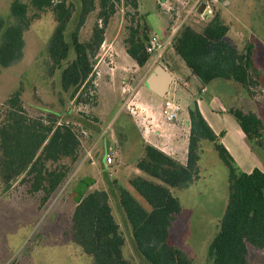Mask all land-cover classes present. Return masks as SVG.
<instances>
[{"label": "trees", "instance_id": "1", "mask_svg": "<svg viewBox=\"0 0 264 264\" xmlns=\"http://www.w3.org/2000/svg\"><path fill=\"white\" fill-rule=\"evenodd\" d=\"M120 1L79 0L78 7L66 0H13L9 8L13 22L0 17V65L8 67L21 57L25 32L30 29L33 18L39 11L52 8L57 25L48 45L51 69L58 70L61 92L76 97L82 87L91 84L95 50L104 40L105 27ZM126 2L132 13H128L129 22L124 26L123 45L136 64L143 67L151 59L148 46L152 31L139 0ZM97 4L98 17L104 24L96 23L89 40L82 41L80 29ZM78 9L79 17L68 35L69 24ZM229 29L219 15H214L202 30L183 25L172 38L175 55L198 79L200 90L216 79L231 80L247 90L259 82L253 44L249 43L243 51L237 49L225 39ZM5 108L0 121V182L5 192H10L14 185L24 186L25 193L36 197L42 209L84 156L81 129L67 119L61 120L63 110H43L51 114L47 117L31 116L22 104L21 90L12 93L5 101ZM187 110L191 126L186 164L145 143L144 155L137 167L146 176L134 175L129 179L149 208L117 181L113 193L107 188H95L76 201L71 215V237L92 258L93 264H137L125 256L126 237L115 216L113 200L119 203L129 223L143 264H196L173 243L171 229L182 211L174 190L200 178L204 141L213 143L229 169L228 202L219 231L209 245L210 263L252 264L251 250H264V171L260 168L241 171L199 105L195 102ZM230 112L246 138L253 143L258 140L264 146V121L254 112L238 107L231 108ZM90 138L92 142L94 136Z\"/></svg>", "mask_w": 264, "mask_h": 264}, {"label": "rangeland", "instance_id": "2", "mask_svg": "<svg viewBox=\"0 0 264 264\" xmlns=\"http://www.w3.org/2000/svg\"><path fill=\"white\" fill-rule=\"evenodd\" d=\"M12 1L0 0V17H4L6 22H13L14 19L9 10ZM66 1L80 6L79 0ZM139 2L152 34H156L162 41L169 36L174 37L183 25H191L200 31L211 17L219 15L230 27L225 39L231 45L243 51L249 43L253 44V58L260 79L250 90L231 80L216 79L205 91L193 86L192 92H177V97L186 109L188 106L194 107L195 102L199 105L206 120L220 135L221 141L241 171L250 172L254 168L264 171V146L258 140L255 143L249 141L230 112L231 108L238 107L245 112H254L264 121V0ZM98 11L97 4L87 15L80 29L82 41L89 40L96 23L103 26L104 22L99 19ZM131 11L126 0L117 4L115 13L105 27L106 46L103 48V40L95 50L93 74L90 75L93 80L90 79L91 84L86 88L82 87L74 98H71L70 93L61 92L58 70L52 71V61L48 56L50 37L57 25L55 12L52 8L39 11L38 16L33 18L30 29L25 32L26 42L21 57L8 67L0 65V121L6 109L5 101L16 90H21L22 104L31 116L51 115L43 110L65 111L61 120L67 119L81 129L84 150L92 144L90 137H95L94 134L105 130L108 127L107 122L111 121L112 127L119 135L122 129L125 133L124 135L122 132L121 144L125 151L124 156L130 160L133 156L130 154L133 149L131 147L139 145L140 137L130 120L136 117L139 121L151 124L153 116L150 113L154 112L151 104L155 102L152 98L157 97L159 103L165 98L158 96L152 90V85L154 79L163 73V61L170 58V52L173 50L171 43L165 51L164 59L158 60L151 67L138 66L123 45L124 26L129 22L128 13ZM78 17L79 9L69 24L68 35ZM110 53L114 56V80L111 78ZM99 62L102 64L98 66ZM100 69L111 81L116 82V106H109L101 98L100 85L97 86V71ZM130 75H134L139 84L129 95L123 91L122 81ZM94 94L95 98L92 96ZM88 95L91 97L88 98ZM77 97L86 98L88 101L77 100ZM88 124L93 125L88 127ZM185 125L188 127L187 123ZM184 137L186 138V135L183 134ZM202 144L200 178L187 187L174 190L181 201L182 211L171 229V238L196 264H211L208 249L219 231L220 221L226 210L229 169L213 147V143L204 141ZM120 159L122 160V157ZM117 165L114 163V166ZM76 169L77 165L67 182L42 209H39L36 197L25 193L24 186L14 185L10 192H5L4 185L0 182V264H93L92 258L87 256L71 237L70 225L74 205L78 198L85 194L86 186L91 182L90 179L84 182L83 178L92 175L83 169L76 172ZM117 175L121 176V172ZM114 183L113 181V185ZM135 194L149 208L144 199L137 192ZM113 209L126 237L125 256L137 264H143L134 245L129 223L115 200ZM250 260L252 264H264V250L252 249Z\"/></svg>", "mask_w": 264, "mask_h": 264}, {"label": "crops", "instance_id": "3", "mask_svg": "<svg viewBox=\"0 0 264 264\" xmlns=\"http://www.w3.org/2000/svg\"><path fill=\"white\" fill-rule=\"evenodd\" d=\"M100 63L101 62L98 63V66ZM164 64L165 67L174 75V81L170 87L168 96H173L179 100L177 97V92H192L193 86L200 88L201 85L198 79L191 74L189 68H187L184 62L175 55L173 50L170 52V58L165 60ZM125 68L126 67H124V69ZM110 69L112 72L111 78L114 80V67H110ZM97 74V86L100 85L99 90L102 94L101 98L109 106H116L118 102L116 101L115 97L116 93H114L117 91L116 82L111 81L110 77L106 75L102 69L97 71ZM206 87L202 88L201 90L205 91ZM152 100L155 102H152L151 104L154 110V112L152 111V113H150V115L153 116V119L150 120L151 124H146L145 121H139L136 117H133L130 120L135 125L140 134L139 145L131 147L133 149H131L130 154L133 156H131L130 160L126 159V156H124L125 151L123 150L124 148L121 144V138L123 137L122 132L124 133V131H122L123 129H119L121 131L120 136L117 130H114V127H112V123L110 121L107 122L108 127L106 126L107 128L105 130L95 134L92 144H90L85 149L84 157L77 164L76 169V172L83 169L85 172L92 174L89 176L90 178L88 176L83 178V181H86V179H90L91 181L90 184H87L84 193H88L95 188H107L109 191H111V193H113L115 190V184L113 185V181H117L118 184L126 186L135 194L136 191L134 192L133 187L129 183V179L134 175L146 176V174L137 167L138 160L144 155L145 143L155 145L174 158L178 159L183 164H186L191 126L188 110L184 107V111L181 113L178 121L174 124H171L165 121L161 115V103L157 102V97L152 98ZM186 123L188 124V127H186ZM101 124H103V122ZM183 134L186 135V138H183ZM112 149L115 151L114 161L112 163H108L106 157ZM137 149L139 150L138 152ZM121 157L122 160L120 159ZM114 163L118 164L117 167L114 166ZM119 172H121V176L117 175ZM102 179H104V182H102Z\"/></svg>", "mask_w": 264, "mask_h": 264}, {"label": "built area", "instance_id": "4", "mask_svg": "<svg viewBox=\"0 0 264 264\" xmlns=\"http://www.w3.org/2000/svg\"><path fill=\"white\" fill-rule=\"evenodd\" d=\"M172 36L166 40H161L156 34H152L149 40V46H148V51L151 54V59L149 62L146 64V66H153L156 64L158 60H162L165 57V51L168 47L169 44L172 42ZM103 48L106 46V40L103 41L102 43ZM112 45H109L111 47ZM110 59V64H112V68L114 67V56L112 53H110L109 56ZM123 91L125 93H128L129 95L134 92L135 87L139 84V81L137 83L136 78L134 75H130L126 78L123 79ZM184 111V106L182 103L177 100L173 96H165L163 101L160 104V113L167 121L168 123L174 124L178 121L181 113ZM114 154L115 151L112 149L106 157V160L108 163H112L114 161Z\"/></svg>", "mask_w": 264, "mask_h": 264}, {"label": "water", "instance_id": "5", "mask_svg": "<svg viewBox=\"0 0 264 264\" xmlns=\"http://www.w3.org/2000/svg\"><path fill=\"white\" fill-rule=\"evenodd\" d=\"M174 81V75L166 67H163V73L154 79L152 90L160 97L164 98L170 91L171 84Z\"/></svg>", "mask_w": 264, "mask_h": 264}]
</instances>
